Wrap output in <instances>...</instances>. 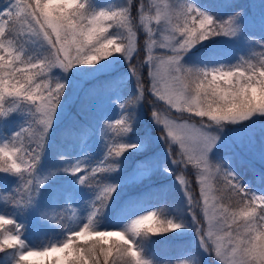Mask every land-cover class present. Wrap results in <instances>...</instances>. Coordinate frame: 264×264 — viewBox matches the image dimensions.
<instances>
[{"label": "snow or ice", "instance_id": "1", "mask_svg": "<svg viewBox=\"0 0 264 264\" xmlns=\"http://www.w3.org/2000/svg\"><path fill=\"white\" fill-rule=\"evenodd\" d=\"M216 7L220 12L196 0H0V264H34L33 257H52L47 264H201L196 256L162 260L152 251L156 238L186 232L214 264H264V194L217 160L224 152L230 161L239 148L264 182V3L216 0ZM129 81L135 89L125 94ZM149 94L166 106L150 113L166 158L145 155L121 175L126 155L147 146L130 134L133 110ZM106 105L120 109V118L90 117ZM57 125L58 154L49 163ZM94 137L102 151L96 160ZM164 177L174 178L182 207ZM130 186L140 190L118 200ZM106 214L119 226L102 227ZM30 225L58 230L60 238L30 244Z\"/></svg>", "mask_w": 264, "mask_h": 264}, {"label": "rangeland", "instance_id": "2", "mask_svg": "<svg viewBox=\"0 0 264 264\" xmlns=\"http://www.w3.org/2000/svg\"><path fill=\"white\" fill-rule=\"evenodd\" d=\"M121 0H92L94 5H107V4H115L119 3ZM158 2L163 3V0H158ZM196 2L204 8L211 9L214 13L220 12V10L216 7V0H196ZM236 3L240 5L247 6L249 4L255 3L259 5L260 3H264V0H235ZM133 3L139 4V0H133ZM145 4H150L151 0H144ZM259 9H257V12ZM222 14V13H221ZM120 70L126 73V65H121ZM75 71V70H74ZM74 79L80 80L82 77H75ZM85 90L92 87L91 83L85 84ZM135 89V81L127 82L126 87L124 88L125 94L129 91H133ZM81 98L83 99V93L81 94ZM154 97L150 94L146 96V99L141 101L142 107L137 106L136 109V121L134 124V131L130 134V139L132 141H136L137 139H142L147 142V146L144 148L142 153H134L132 155H126L123 164V172L121 175H126L129 173L134 165L144 158L145 155H159L160 157L166 158V153L163 149V144L159 141L158 135L160 134L159 127L153 124L150 113L153 107L159 109L162 113L165 109V105L162 102H156L153 104L151 101H154ZM80 99H75L74 103L71 105L73 111L79 106ZM131 111V110H130ZM121 110L115 108V106L106 105L103 107H93L89 112V115L92 119L106 118L109 120H115L120 118ZM172 115H176L173 113ZM230 127H239V126H230ZM60 131L61 125H57L54 131L51 133V138L49 140L48 146V156L50 157L49 163L55 162V157L58 154L57 145L60 143ZM227 131V129H226ZM90 147L92 149L91 159L96 160L99 159L102 155V151L100 148V141L98 137H94L90 142ZM218 154L224 155V159L229 153L220 152ZM217 154V155H218ZM80 156L85 155V152L79 153ZM142 156V157H141ZM231 165L232 169L238 174L242 183L247 185L249 188H252L253 192L257 194H264V182L260 181L256 176H254L252 168L250 167L249 157L239 148L236 150V155H233L230 161H226V166ZM255 167H260V165L255 163ZM187 178L191 183V187H196L195 195L198 196L199 191L198 187L195 183V177L191 173H186ZM162 183L169 185L172 188L173 196L175 202L178 206L182 207V194L179 193L178 187L175 185L174 178L172 177H164L161 180ZM133 186H130L125 191L121 192L118 200H123L127 198V196L131 193ZM139 186L134 189V191H139ZM193 190V189H192ZM0 211H4L3 205H0ZM7 211H11L8 209ZM87 209H81V216L86 214ZM187 219H190L187 218ZM119 226L115 222L114 216H106L103 218V226ZM55 237L56 239L60 238V233L58 230H47V231H37L34 226H29L28 231L25 234V238L28 240L30 244H39L42 240L47 242L48 239ZM174 237V236H173ZM157 243L152 245V251L155 252L158 258L162 260H166L168 258H174L178 256H196L200 259L201 264H214V257L210 258L205 256L199 249L198 241L193 232H186L179 239H167V238H156ZM52 257H33L31 258L33 261H37L39 264H46L47 260H50Z\"/></svg>", "mask_w": 264, "mask_h": 264}, {"label": "trees", "instance_id": "3", "mask_svg": "<svg viewBox=\"0 0 264 264\" xmlns=\"http://www.w3.org/2000/svg\"><path fill=\"white\" fill-rule=\"evenodd\" d=\"M221 158L218 160L219 162H221ZM193 191L196 192V187H192ZM5 254L4 253H0V258H2ZM52 259V258H51ZM34 264H39L37 261H33ZM47 264V263H46Z\"/></svg>", "mask_w": 264, "mask_h": 264}]
</instances>
